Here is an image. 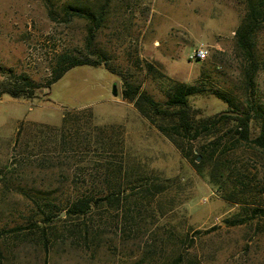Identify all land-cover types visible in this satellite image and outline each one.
Masks as SVG:
<instances>
[{
	"label": "rangeland",
	"instance_id": "rangeland-1",
	"mask_svg": "<svg viewBox=\"0 0 264 264\" xmlns=\"http://www.w3.org/2000/svg\"><path fill=\"white\" fill-rule=\"evenodd\" d=\"M244 9V0H0V69L38 85L31 97L0 95V264H264V217L250 211L264 208V152L248 142L228 150L227 170L248 172L244 191L227 171L212 184L211 159L198 171L120 93L138 84L162 102L172 82L188 83L200 88L188 96L199 114L226 108L219 92L240 109L250 98L264 117V21L247 84L234 33ZM86 11L101 14L90 37ZM197 46L201 60L188 57ZM64 55L99 64L46 84ZM77 197L89 209L66 216Z\"/></svg>",
	"mask_w": 264,
	"mask_h": 264
},
{
	"label": "trees",
	"instance_id": "trees-1",
	"mask_svg": "<svg viewBox=\"0 0 264 264\" xmlns=\"http://www.w3.org/2000/svg\"><path fill=\"white\" fill-rule=\"evenodd\" d=\"M245 9L241 16L240 23L235 29L236 44L249 56V68L245 73L246 83L251 81L253 66L251 62V37L260 23L264 21V0H244ZM85 18L90 21L87 35L90 37L91 30L96 25L101 16L100 12H83ZM99 64L98 61L77 59L73 56H61L57 60V65L53 70V75L46 84L57 79L69 66L80 64ZM149 71H155L152 64L148 63ZM249 71V72H248ZM38 87L25 73H14L9 68L0 69V95L8 94L12 97H31L35 95V89ZM200 91L194 84L172 82L166 90V98L160 102L153 99L150 95L139 89L138 84L123 83L121 96L132 103L136 111L144 117L150 124L154 125L175 147L181 152L183 157H187L193 166L199 170V165L206 159H211L209 182L212 184L226 182V174L236 177L235 187L240 191L247 189V184L242 178L246 173V168L227 170L228 150L234 147L236 143L248 142L257 146L264 152V117L259 115V110L255 104L246 97V108L240 109L233 105L228 98L219 92L217 96L227 102L226 108L211 115H202L197 109L188 102V96ZM248 95V93H247ZM256 125L257 131L250 135V127ZM196 141L194 147L191 143ZM187 144V147L185 145ZM218 153L213 156L215 151ZM197 156L200 160L195 162ZM227 171V173H226ZM224 172L226 173L224 175ZM163 185H166L165 183ZM249 185V184H248ZM154 189L160 187L159 183L151 184ZM236 187V189H237ZM133 188V186H132ZM251 188V187H249ZM148 189V186H144ZM116 192H110L108 197H117ZM228 193V197H232ZM264 193V187L259 190V194ZM90 207L88 197H77L67 205L64 214L68 217H77L85 213ZM260 206L251 207V214H263L264 208ZM229 223L242 222V218H233ZM178 256L173 262L175 264Z\"/></svg>",
	"mask_w": 264,
	"mask_h": 264
},
{
	"label": "built area",
	"instance_id": "built-area-1",
	"mask_svg": "<svg viewBox=\"0 0 264 264\" xmlns=\"http://www.w3.org/2000/svg\"><path fill=\"white\" fill-rule=\"evenodd\" d=\"M206 56V49L201 47V46H197L194 47L193 49H191V51L188 53V57L192 58V59H197V60H201Z\"/></svg>",
	"mask_w": 264,
	"mask_h": 264
},
{
	"label": "water",
	"instance_id": "water-1",
	"mask_svg": "<svg viewBox=\"0 0 264 264\" xmlns=\"http://www.w3.org/2000/svg\"><path fill=\"white\" fill-rule=\"evenodd\" d=\"M110 94L112 96H117V89H116V84H115V81L111 84V87H110ZM198 157V156H197ZM196 157V158H197Z\"/></svg>",
	"mask_w": 264,
	"mask_h": 264
},
{
	"label": "crops",
	"instance_id": "crops-1",
	"mask_svg": "<svg viewBox=\"0 0 264 264\" xmlns=\"http://www.w3.org/2000/svg\"><path fill=\"white\" fill-rule=\"evenodd\" d=\"M263 217H264V215H263Z\"/></svg>",
	"mask_w": 264,
	"mask_h": 264
}]
</instances>
